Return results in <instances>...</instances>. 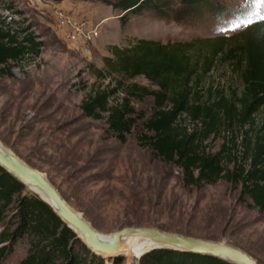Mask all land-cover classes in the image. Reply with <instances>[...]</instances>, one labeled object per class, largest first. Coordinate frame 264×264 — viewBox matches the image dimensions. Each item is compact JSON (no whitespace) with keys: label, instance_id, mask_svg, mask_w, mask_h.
<instances>
[{"label":"rangeland","instance_id":"374dc122","mask_svg":"<svg viewBox=\"0 0 264 264\" xmlns=\"http://www.w3.org/2000/svg\"><path fill=\"white\" fill-rule=\"evenodd\" d=\"M105 1L114 0H0L1 19L14 28L30 25L44 43L39 58L13 68V78L0 75V146L47 175L65 200L103 235L127 227L155 228L230 245L264 264V212L242 197L240 185L222 180L213 186L187 188L177 167L165 165L140 145L139 137L146 134L143 123L153 114V98L132 101L142 118L125 143L109 132L107 116L95 120L81 110L93 90L121 78L97 76V69L107 71L106 58L116 60L117 52L140 40L163 45L213 41L196 43L191 51L193 59L203 63L216 39H229L264 20L259 18L264 8L258 11L254 0H219L227 8L218 16L205 12L177 23L146 13L131 16L123 25L125 13L114 11ZM61 14L77 23L90 20L99 36L88 43L72 41ZM237 41L224 45L229 48ZM132 83L156 89L144 77L126 81ZM201 87L217 89L214 99L221 93L227 98L240 95L243 88L240 72L221 56L201 78ZM122 97L119 94L113 101ZM209 98L206 92L204 99ZM263 121L264 107L249 133L253 140ZM183 123L191 132L200 127L189 118ZM238 132L222 128L204 145L212 153L226 145L232 150L230 157L250 169L251 151H246L244 134ZM31 192L41 196L37 189ZM153 247L148 242L135 244L133 264H142V257ZM27 248H17L5 264H18ZM76 248L81 250V245ZM101 258L103 264L116 260L126 264L125 258Z\"/></svg>","mask_w":264,"mask_h":264},{"label":"trees","instance_id":"16d2710c","mask_svg":"<svg viewBox=\"0 0 264 264\" xmlns=\"http://www.w3.org/2000/svg\"><path fill=\"white\" fill-rule=\"evenodd\" d=\"M105 2L114 11L125 13L121 17L123 25L131 16L146 13L161 19L173 18L179 23L205 12L218 16L227 8L219 0ZM31 29L30 25L14 28L0 18L2 77L13 78L15 66L41 55L44 43ZM216 40L217 44L203 63L194 60L191 51L196 43L213 41L167 45L138 41L132 48L117 52L116 60L105 59L107 71L97 69V76L102 80L112 79L115 75L121 78L93 90L82 102L81 110L86 117L95 120L107 116L109 132L125 143L138 118H142L132 101L153 98V114L143 123L146 134L139 137L140 145L150 149L165 165L177 167L185 187L202 188L227 180L232 185H240L242 197H248L255 208L264 212V127L255 140L249 137L255 118L264 107V20L229 39ZM230 40L238 41L227 48L224 44ZM219 56L240 72L243 87L240 95L227 98L219 92L221 95L214 99L217 89L205 91L201 87V78L212 70ZM138 77H144L156 89L126 84ZM206 92L211 96L209 100L204 99ZM119 94L123 97L114 102ZM186 118L199 123L200 127L191 132L183 123ZM222 128L244 134L243 146L247 152L251 151L250 169L232 159V150L226 145L216 153L207 151L205 142L219 135ZM8 213H12L10 217ZM0 226H3L0 264H5L23 245L28 248L18 264H103V259L93 253L47 203L1 166ZM77 244L81 245V250L76 248ZM132 257L134 262L136 258ZM141 263L231 264L218 258L171 249L152 250L142 257Z\"/></svg>","mask_w":264,"mask_h":264},{"label":"water","instance_id":"95a60500","mask_svg":"<svg viewBox=\"0 0 264 264\" xmlns=\"http://www.w3.org/2000/svg\"><path fill=\"white\" fill-rule=\"evenodd\" d=\"M0 166L26 185L28 189L38 188L50 202L41 198L38 194L36 195L57 213L93 253L100 257L125 258L126 264H133L130 257H125L127 249L123 246L122 241L130 237H139L148 239L155 245L149 252L155 249H171L210 256L231 264H260L249 254L236 247L215 241L182 236L155 228L127 227L115 231L109 236L103 235L82 213L74 209L65 200L47 175L27 164L12 151L1 146Z\"/></svg>","mask_w":264,"mask_h":264},{"label":"built area","instance_id":"2783aa9c","mask_svg":"<svg viewBox=\"0 0 264 264\" xmlns=\"http://www.w3.org/2000/svg\"><path fill=\"white\" fill-rule=\"evenodd\" d=\"M59 19L61 20V24L69 29V38L72 41H83L84 43H88L99 36L97 27L93 26L90 20L77 23L63 14L60 15Z\"/></svg>","mask_w":264,"mask_h":264},{"label":"bare ground","instance_id":"6f19581e","mask_svg":"<svg viewBox=\"0 0 264 264\" xmlns=\"http://www.w3.org/2000/svg\"><path fill=\"white\" fill-rule=\"evenodd\" d=\"M8 150V149H7ZM32 189H37L38 191H39V193H40V195H41V197L42 198H44L45 200H47V201H49L50 202V200L48 199V198H46L44 195H43V193L38 189V188H30V190L32 191ZM139 242H148V243H151V241L150 240H148V239H144V238H139V237H130V238H126V239H124L123 241H122V243H123V246L127 249V252L125 253V257H130L131 258V260H132V262H133V257H132V247L135 245V244H137V243H139ZM152 245L155 247V245L152 243ZM153 247V248H154ZM152 249V248H151ZM150 249V250H151ZM149 250V251H150ZM148 251V252H149ZM147 254V253H146Z\"/></svg>","mask_w":264,"mask_h":264},{"label":"snow or ice","instance_id":"6c2138e0","mask_svg":"<svg viewBox=\"0 0 264 264\" xmlns=\"http://www.w3.org/2000/svg\"><path fill=\"white\" fill-rule=\"evenodd\" d=\"M257 10L264 8V0H254ZM260 19H264V15L259 16ZM252 21H245L244 23H251ZM241 25H237L236 27H240Z\"/></svg>","mask_w":264,"mask_h":264}]
</instances>
